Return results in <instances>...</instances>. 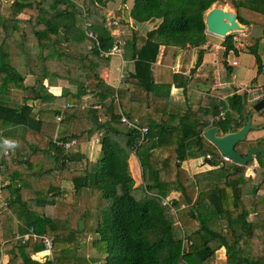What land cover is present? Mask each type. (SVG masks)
Returning <instances> with one entry per match:
<instances>
[{"label": "trees", "instance_id": "16d2710c", "mask_svg": "<svg viewBox=\"0 0 264 264\" xmlns=\"http://www.w3.org/2000/svg\"><path fill=\"white\" fill-rule=\"evenodd\" d=\"M6 1L11 15L0 12V226L10 221L12 238L0 243V264H215L220 250L226 264H264V155L240 166L225 161L203 136L212 127L219 136L241 129L251 113L247 92L234 88L224 99L207 92L196 103L187 100L186 110H153L155 103H168L172 86L187 90L190 76L209 55L205 15L224 0H133L125 15L115 11L121 26L130 18L155 23L146 33L133 28L120 37L123 60L134 61L124 83L141 88L146 93L141 99L103 78L110 58L102 52L115 42L106 24L110 0ZM233 4L241 25L263 30L248 52L257 77L264 72V0ZM84 10L97 40L86 33ZM222 45L221 64L232 73L231 57L242 52L234 35ZM181 52L182 71L175 74ZM164 76L170 77L167 83L159 79ZM59 80L69 86L58 96L50 86ZM88 95L92 101L84 105ZM36 102L43 108L37 109ZM122 113L148 129L142 142L140 131L121 122ZM59 116L61 139L82 144L99 136L95 158L54 144ZM17 128L22 132L9 131ZM256 146L264 148V138L246 137L236 150L246 156ZM132 156L141 166L140 185L130 172ZM201 157L216 169L194 181L182 165ZM255 161L258 167L249 174ZM173 194L180 197L163 205ZM77 212L85 217L82 229L71 223ZM85 234L99 262L79 254ZM42 252L44 260L38 257Z\"/></svg>", "mask_w": 264, "mask_h": 264}, {"label": "crops", "instance_id": "0c3cea01", "mask_svg": "<svg viewBox=\"0 0 264 264\" xmlns=\"http://www.w3.org/2000/svg\"><path fill=\"white\" fill-rule=\"evenodd\" d=\"M114 4L117 5L116 3H114ZM108 6H109V3H108ZM119 6L120 7L114 8L113 10H111L112 13H110L111 11H108L106 13V15L110 14L109 19L106 17L107 18V21H106L107 26H108V20L112 19L116 10H121L122 14L125 15V9L129 8V6L127 4L119 5ZM125 23H126L125 25H122V26L119 25V30L122 33V35L131 34L133 28L139 29L143 33H146L147 31L153 29L155 26V23L139 24V23H136L131 18L125 19ZM208 36L210 37L209 41L207 43V46L208 47L210 46V50H208V51H211L212 53H214V51H219V53H220V51H222L224 49L222 43L220 45L212 44L211 35L208 34ZM163 51H164V48L161 49V53L158 57V61H157L156 66H158L161 63ZM184 55H185V53L181 52V55L176 62V65L172 69L175 74L181 73V71H182ZM211 56L212 55H210V54L209 55L206 54V56L204 58V63L199 67V69H197V71L194 72V74H192L190 76L191 80H190L189 86H188L186 91L183 88H176L175 86H172L171 91H170V95H169L168 103H155L154 109H153L154 112L159 113V114L165 113V112L169 111L170 107H176V108H179L182 110H186L187 105L185 104V102H187V100H189L188 101L189 103L190 102L196 103L200 99V97L205 95L207 92H210V94H212V95L217 94L222 99L227 98L228 96L232 95L234 93L233 89L239 88V86L235 83L236 80L238 79L236 76L235 69L233 70L232 73H227V76L225 75L226 81H227L226 85L230 89V91L226 87L225 88L224 87L223 88L218 87L219 84L215 85L214 76H213V72H214L213 69H215L217 65H215V64L211 65L210 64L209 60L213 59V58H211ZM113 57L121 59L122 65L116 66V62L113 61L114 58L113 59L110 58L109 67L103 72L104 80L108 84H110L111 86L115 87L116 89L120 88V89L129 90L132 93L134 98H139V99L144 98L146 93L141 88L135 87L131 84L124 83V79L126 77H128L134 71V61H124L119 56H113ZM123 69H125V72H123ZM187 74H189V72H187ZM253 76H254L253 80L256 79V81H257V83L253 86L254 87L261 86L262 82L260 83V79L264 80V78H263L264 72L257 77H255V73H253ZM169 78H170L169 76H164L163 78H159V79L162 81V83H167L170 80ZM27 82L29 84H31V86H32L34 84V79L30 77ZM46 85H48L47 82H46ZM68 86L69 85H68L67 81L59 80L57 85L50 86V91L53 94L59 96V95H61L63 88L68 87ZM251 86H252V82H251ZM209 87H210V89H209ZM211 87H212V89H211ZM239 89H241V88H239ZM239 89L237 90V92L242 93V91ZM198 95L200 97H198ZM91 101H92V97L89 95L86 96L84 98V103H85L84 105H89L91 103ZM35 105H36L37 109H40L41 107L43 108V105L41 104V102H36ZM262 114H264V113H262ZM252 124L255 125L257 128L255 130L250 131L247 134V138L251 139V140L263 139L264 138V119L262 117H260L259 115L257 116V115L253 114ZM9 131H11V133L14 132V133L18 134V133L22 132V128H17V129H13V130H9ZM93 148H94V150H93ZM93 148L89 152V157H91V158L96 157V155L98 154V152H96V151H100L99 147H93ZM82 152H85V151L82 150ZM85 153H87V152H85ZM257 167H258V163H257V161H255L253 165L248 167V173L251 174L254 169H257ZM129 168H130V172H131L133 178L136 181V185H140L142 183V170H141V166H140V163L138 161V158L136 156H132L130 158ZM183 169L187 170L189 172V174L192 175L190 177L194 179L195 177H200L201 175H205V174L211 172L212 170H214L216 168L211 167L208 164H206L204 157H201V158H194V159L185 161L183 163ZM64 183H67V184H64L65 187H72V183H69V182H64ZM173 197H174V194H173V196H171V198H173ZM42 253H45V252H42ZM4 262L6 263L7 261H4Z\"/></svg>", "mask_w": 264, "mask_h": 264}, {"label": "rangeland", "instance_id": "374dc122", "mask_svg": "<svg viewBox=\"0 0 264 264\" xmlns=\"http://www.w3.org/2000/svg\"><path fill=\"white\" fill-rule=\"evenodd\" d=\"M132 2H133V0H126L125 4H127L130 7L132 5ZM114 3H116L117 5H115ZM119 5H124V0H110L109 6L107 7V12L113 10L114 8L120 7ZM10 6H11L10 1H6V0L3 1L2 6L0 7V12L5 16H10L11 15ZM213 8H223L225 11L228 10V11L236 13V15H237V11L234 7L233 0H224L221 4H217V5L213 6L211 9H213ZM110 13H112V11ZM207 13H206V15H207ZM206 15H205V17H206ZM21 17L27 18V16H25V15H22ZM106 17L109 19L110 14L106 15ZM239 23H240V21H239ZM242 26H243V30L232 31L229 34V35H234L235 45L242 52V53H240V55L238 57L234 56V55L231 57V60L235 59L239 62V65L235 67L236 76L238 78L235 83L239 86V88H242V89L235 88V90L239 89L243 93V92H247V90H245V87H248V89H251V90H254V89L258 90V95L264 96V80L260 79V83L262 82L261 86H259V87L253 86L257 83L256 80H253V78H254L253 73L256 74V64H255L254 56L251 55L250 53H248L249 47L253 46L255 44V42L257 41V39H260L262 37L263 30H262V28L255 26V25H242ZM210 35H211L212 44L220 45L224 41L223 37H219V36H216L213 34H210ZM209 50H210V46H209ZM209 54L212 55L211 58H213V59L209 60L210 64L211 65L212 64L217 65L215 69L212 68L214 70L213 76H214L215 85L222 83L223 84V85H221L222 88L226 87L227 89H229L226 85L227 70L221 64L222 58L220 56L219 51H214V53L209 51ZM111 58L112 59L114 58L113 61L116 62V66L122 65L121 59L115 58V57H111ZM123 72H125V69H123ZM251 82H252V86H251ZM246 85H250V86H246ZM221 86H218V87H221ZM209 89H210V87H209ZM211 89H212V87H211ZM229 91H230V89H229ZM247 94L249 95L248 92H247ZM198 97H200V96L198 95ZM249 98L253 99L254 95L252 94V96L251 97L249 96ZM253 108H254V104L248 103L247 107H246V111L251 112L252 114L257 115V116L259 115L260 117H262L264 119V114H262L264 112H262V113L261 112H255ZM59 130H60V132H62L61 127H58V125H57V130L55 132V135L59 132ZM92 146L99 147V144L96 143L94 138L91 139L88 143H82L81 147H79L78 149L83 150L89 154V152L93 148ZM2 149L3 148L0 146V159L2 157L1 154H3ZM160 150H161V147H158L157 148V152H159L158 154L161 153ZM75 151H78V150H75ZM165 157H166V155H165ZM182 167H183V165H182ZM185 171L187 172L189 177L192 176L189 174V172L187 170H185ZM214 176H215V174L210 176V178H212ZM1 180H2V177L0 176V181ZM194 181H196V177L194 178ZM209 181H210V179H209ZM213 181H211V182H213V183L217 182V180H213ZM8 182H9V180L5 181V183H7V184H8ZM64 184H67V183H64ZM205 186H206V184H205ZM198 188H199V190L203 189L202 185L201 186L199 185ZM171 196H173V195H171ZM171 196H169L170 198L168 197L169 200L171 199ZM174 197L179 198L180 196L178 194H174ZM83 202H84V200H82V203ZM0 211H1V209H0ZM84 222H85V217L84 216L81 217V214L79 212H77L75 214V216H73V218L71 219L72 225L75 227H79V229L83 228ZM10 224L12 225V223H10V221H6V222L2 223V225L0 226V243H2V241H5L6 239L12 238V236H11L12 232L10 230ZM12 228H13V226H12ZM81 243H82L83 248L80 250L81 252L79 254L84 255L86 260L93 258V259H98V262H99L101 258L100 257L98 258V254L96 253V251L93 248V241L90 240V236H88L86 234L82 235ZM44 255H45V253L40 254L38 257H41L42 260H44L43 259V257H45ZM4 261H7V258H5ZM225 261H226V258L224 255V250H220L217 253V258H216L215 264H226ZM98 262H96V263H98ZM62 264H75V263L73 261H64Z\"/></svg>", "mask_w": 264, "mask_h": 264}, {"label": "water", "instance_id": "95a60500", "mask_svg": "<svg viewBox=\"0 0 264 264\" xmlns=\"http://www.w3.org/2000/svg\"><path fill=\"white\" fill-rule=\"evenodd\" d=\"M205 23L206 33L223 38L227 37L230 32L238 31L239 29L238 15L234 12L230 15L228 12H225L223 8H213L209 10L205 17ZM253 109L255 112L263 111L264 98L257 102ZM252 118L253 114H248L246 124L236 132H229L226 135L219 136L217 133L218 128L212 127L206 130L203 136L218 149L223 157L229 158L234 164L246 167L259 154L264 155V148L260 146L250 148L246 156L241 155L236 150L238 142L245 139L250 131L257 128L252 124ZM93 121L98 129L102 127L98 121L95 119H93ZM69 137H72V135H69Z\"/></svg>", "mask_w": 264, "mask_h": 264}, {"label": "built area", "instance_id": "2783aa9c", "mask_svg": "<svg viewBox=\"0 0 264 264\" xmlns=\"http://www.w3.org/2000/svg\"><path fill=\"white\" fill-rule=\"evenodd\" d=\"M0 1H2V0H0ZM84 12H85L84 14H85V19H86V23H85L86 24L85 25L86 26V33H87L88 37H90V38H92L94 40H97V34L93 30L90 29L91 28V24L89 22H87L89 20V14L85 10H84ZM108 27H109V30L111 31L112 35L115 38V42H114L113 47L109 51L102 52V56H104L105 58H111L113 56H119L120 58L123 59V56H122V53H121L122 41L120 39V37L122 36V33L119 30V24H118V21L115 20L114 15H113L112 19L108 20ZM97 45H99L98 41H97ZM232 65L237 66L238 65L237 60H234L232 62ZM221 85H223V84L219 83V86H221ZM247 92L249 93L248 98H247V102L250 103V104H255V103L259 102L260 100H262L263 97H264V96L258 95V90H256V89H254V90L248 89ZM252 94L254 95L253 99L249 98V96L251 97ZM61 121H62V116L57 117V122L59 123L58 127H61L60 126ZM121 122L126 125L127 129H136V130L140 131V133H141L140 142L143 141V139L145 138V136H146V134L148 132V129L142 128L141 126L138 125L137 120L130 119L124 113H122ZM93 138L95 139L96 143L100 142L99 136L95 135L94 137H92V139ZM53 142H54V144L56 146L62 147L63 149H65L67 151L75 150V149H78L79 147H81V144H79L76 139H72L70 141L61 139L59 132L54 136V141ZM133 151L135 152L136 149H133ZM207 159H211V156L208 155ZM224 159H225V161L232 162L227 157H224ZM3 186H4V184L0 183V190H1V188ZM163 205L170 206V200H165ZM4 207L6 209L7 204H5ZM170 209H171V213L172 214H176V211L173 208H170ZM18 238H20V237H18ZM26 239H28V236L25 237V240ZM184 244H187V241H185ZM46 248L48 250L52 249V243L50 241H48V240L46 241Z\"/></svg>", "mask_w": 264, "mask_h": 264}, {"label": "bare ground", "instance_id": "6f19581e", "mask_svg": "<svg viewBox=\"0 0 264 264\" xmlns=\"http://www.w3.org/2000/svg\"><path fill=\"white\" fill-rule=\"evenodd\" d=\"M224 11H225V10H224ZM225 12H228L230 15H232V13H233V12L228 11V10L225 11ZM242 29H243V26L239 23V29H238V31H239V30H242Z\"/></svg>", "mask_w": 264, "mask_h": 264}, {"label": "clouds", "instance_id": "9594fccd", "mask_svg": "<svg viewBox=\"0 0 264 264\" xmlns=\"http://www.w3.org/2000/svg\"><path fill=\"white\" fill-rule=\"evenodd\" d=\"M5 143L7 144L8 142H7V141H5Z\"/></svg>", "mask_w": 264, "mask_h": 264}]
</instances>
